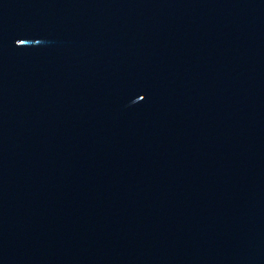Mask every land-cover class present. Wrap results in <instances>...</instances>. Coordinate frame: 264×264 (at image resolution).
I'll list each match as a JSON object with an SVG mask.
<instances>
[{"label":"water","instance_id":"obj_1","mask_svg":"<svg viewBox=\"0 0 264 264\" xmlns=\"http://www.w3.org/2000/svg\"><path fill=\"white\" fill-rule=\"evenodd\" d=\"M0 264H264V0H0Z\"/></svg>","mask_w":264,"mask_h":264}]
</instances>
